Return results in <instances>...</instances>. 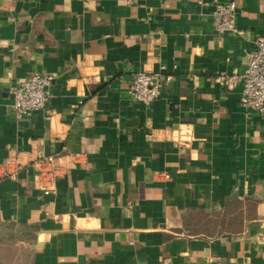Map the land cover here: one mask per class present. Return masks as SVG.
<instances>
[{
  "label": "crops",
  "instance_id": "obj_1",
  "mask_svg": "<svg viewBox=\"0 0 264 264\" xmlns=\"http://www.w3.org/2000/svg\"><path fill=\"white\" fill-rule=\"evenodd\" d=\"M213 1L0 0V264H264V116L238 80L264 0H218L233 35ZM33 73L51 98L19 117ZM138 73L166 79L150 105Z\"/></svg>",
  "mask_w": 264,
  "mask_h": 264
},
{
  "label": "built area",
  "instance_id": "obj_2",
  "mask_svg": "<svg viewBox=\"0 0 264 264\" xmlns=\"http://www.w3.org/2000/svg\"><path fill=\"white\" fill-rule=\"evenodd\" d=\"M203 5V1H199ZM213 27L217 34H239L237 26L238 6L235 1L212 3ZM255 50L250 54V62L244 73L238 77L242 84V95L240 99L241 107L247 111H254L264 116V38L255 42ZM54 81L53 75L33 73L25 81L10 87L13 96V107L19 117H32L36 112L46 109L51 98V88ZM166 79L162 74L138 73L134 76L130 96L133 101L150 105L156 101L160 95ZM223 86L231 89L234 78L224 75L221 78ZM50 119V117H48ZM53 160L49 158L47 162H40L45 165ZM45 173L41 174V177ZM50 180L54 181L59 176L57 172H50ZM4 176H9L4 173ZM13 177V175H11ZM48 193V191H46Z\"/></svg>",
  "mask_w": 264,
  "mask_h": 264
}]
</instances>
